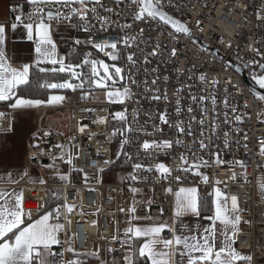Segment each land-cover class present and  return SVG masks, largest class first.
<instances>
[{"label":"snow or ice","instance_id":"6c2138e0","mask_svg":"<svg viewBox=\"0 0 264 264\" xmlns=\"http://www.w3.org/2000/svg\"><path fill=\"white\" fill-rule=\"evenodd\" d=\"M210 7L11 0L0 17V264H255L238 247L252 225L239 189L253 168L264 201V140L253 148L245 131L250 110L264 125V92L238 77L247 70L264 89V0L220 6L222 18L234 24L236 13L252 29L238 64L197 35L212 18L197 13ZM219 44L233 48L230 37ZM82 102L100 106L80 107L88 123L73 114L66 131L33 124L37 112ZM81 136L96 142L94 154ZM109 171L130 199L102 231V205L85 211L83 200ZM36 185L45 195L28 208Z\"/></svg>","mask_w":264,"mask_h":264},{"label":"built area","instance_id":"2783aa9c","mask_svg":"<svg viewBox=\"0 0 264 264\" xmlns=\"http://www.w3.org/2000/svg\"><path fill=\"white\" fill-rule=\"evenodd\" d=\"M210 3H214L216 5L215 12L213 13V9L210 7L208 9H200L197 13L198 16L203 15L205 13L212 14V18L207 22L205 27V33L201 34L197 32V35L200 36L202 42L207 45H211L213 48H219L220 54L223 55L226 60L236 61V46H240V55H244V50L248 44L250 33L252 29L250 26H246L243 23L241 16L233 13V18L235 19L236 23H230L229 20L224 19L221 17V13L224 12V8L220 7L221 5H225L231 3L232 0H209ZM243 2V0H241ZM223 37H230L233 41V48L225 50L223 46L219 44V38ZM238 64L239 61H236ZM239 82L241 83L242 88L244 89H259L258 85H256L250 78V74L247 70H244L239 73ZM253 86V87H252ZM264 92V89H259ZM247 94V92H245ZM251 100V98H249ZM88 106V107H100L94 104L85 105L82 102L80 105H69L64 107L65 110H70L72 115L74 114L77 120H80L82 123H88V121L92 118L88 113H83L80 111V107ZM73 108H75V112H73ZM118 110V109H113ZM0 111H8L4 108H0ZM250 114L252 115V120L247 122L245 126V131L249 134V143L250 146L253 148L256 145L258 140H264V125H261L255 115V110H250ZM71 115V116H72ZM70 116V117H71ZM70 117H69V126H70ZM10 119V116L8 117ZM43 126H39L37 129L42 128ZM56 128V127H53ZM89 128L92 130H97L94 125H89ZM66 127H59V131H65ZM69 129V128H68ZM106 130V129H105ZM87 131V129H86ZM53 142L60 140L59 137H52L50 138ZM97 140L100 142V145H103V136H98ZM79 147L85 149V151L89 154H94L95 149L97 147L96 142L88 141L84 136H81ZM112 151L115 150V145L109 146ZM243 150L236 151L235 156L243 159L244 156L242 154ZM80 166H83L87 169L88 165L82 163ZM38 167V166H36ZM224 170L221 169V173ZM261 175L259 171L254 170L253 168H249V178L251 179L252 183L242 187L239 189L242 198L246 201L244 207L247 209L248 215L245 217L252 221L251 226H242L244 228V232L246 233V243H239L238 247L245 252H249L254 255L255 264H259V257L264 253V201L261 200L259 196V189L257 185V179ZM118 175L115 171H109L105 173L104 176V184L100 186V190L98 193H84V200L83 203L87 206L85 211H94L96 206L102 205L103 213L99 217V222L101 225V230L103 231V226L106 224L111 223V217L108 213L113 212L116 210L118 206H120V196L121 193L125 192L128 193L126 188L119 183V181H113V179H118ZM78 177L74 176L73 183L76 184L77 187H80L78 183ZM114 190V191H112ZM233 191H237L236 188L232 189ZM33 199L29 200L26 204L28 208H35L36 207V197L43 198L45 193L41 186L36 185L35 190H33L30 194ZM111 197L112 199L109 200L108 198ZM79 202V201H76ZM165 208L168 207V203L164 202L163 205ZM153 211H156V208H153ZM80 219V218H77ZM89 222L93 219H96L94 216H89L86 218ZM83 222V221H82ZM85 230L95 233V229H91L85 224ZM89 243H92L89 240ZM79 247V245H78Z\"/></svg>","mask_w":264,"mask_h":264},{"label":"rangeland","instance_id":"374dc122","mask_svg":"<svg viewBox=\"0 0 264 264\" xmlns=\"http://www.w3.org/2000/svg\"><path fill=\"white\" fill-rule=\"evenodd\" d=\"M45 115V116H44ZM72 115V112L70 110H64V109H48L47 111L42 110L40 112H37L34 119H33V124L35 125L36 128H38L41 123L46 126V125H59L62 126L67 125V129L69 128V120L66 119L69 118ZM65 130V131H66ZM34 175H44L46 176L47 173H45L42 169L39 167L34 166ZM113 181H119L118 179H113ZM130 199V194L129 193H121L120 196V206H126L127 202ZM120 219H123V217H119Z\"/></svg>","mask_w":264,"mask_h":264},{"label":"crops","instance_id":"0c3cea01","mask_svg":"<svg viewBox=\"0 0 264 264\" xmlns=\"http://www.w3.org/2000/svg\"><path fill=\"white\" fill-rule=\"evenodd\" d=\"M11 3V0H0V17H3L4 13H6L7 11V7L8 5ZM48 110V109H47ZM45 110V111H47ZM65 110V109H64ZM45 116V115H44ZM67 120H69V118L66 119V122ZM40 126H43L45 127L42 123ZM46 126H50V125H46ZM57 126V125H56ZM56 126H53L51 125V127H56ZM60 127V126H59ZM62 128L64 127V125L61 126ZM66 127V125H65ZM121 205V203H120ZM124 225L121 224V228H123ZM245 252V251H244ZM246 253H249V252H246ZM259 264H264V253L259 257Z\"/></svg>","mask_w":264,"mask_h":264},{"label":"water","instance_id":"95a60500","mask_svg":"<svg viewBox=\"0 0 264 264\" xmlns=\"http://www.w3.org/2000/svg\"><path fill=\"white\" fill-rule=\"evenodd\" d=\"M252 87H253V86H252ZM254 89H256L257 91L263 92V91H261V90H259V89L255 88V87H254Z\"/></svg>","mask_w":264,"mask_h":264},{"label":"trees","instance_id":"16d2710c","mask_svg":"<svg viewBox=\"0 0 264 264\" xmlns=\"http://www.w3.org/2000/svg\"><path fill=\"white\" fill-rule=\"evenodd\" d=\"M0 108H2V107H0Z\"/></svg>","mask_w":264,"mask_h":264}]
</instances>
